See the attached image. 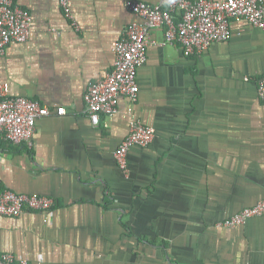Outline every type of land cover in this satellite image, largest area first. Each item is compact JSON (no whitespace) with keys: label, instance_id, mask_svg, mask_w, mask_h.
Segmentation results:
<instances>
[{"label":"crops","instance_id":"0c3cea01","mask_svg":"<svg viewBox=\"0 0 264 264\" xmlns=\"http://www.w3.org/2000/svg\"><path fill=\"white\" fill-rule=\"evenodd\" d=\"M128 1L70 0L75 27L59 0H14L31 33L0 55V79L50 113L31 149L0 132V187L56 204L0 216V253L42 264H264V216L217 226L264 199V30L233 23L228 41L197 56L165 44V26L152 30L138 101L121 97L95 125L87 87L113 68V41L144 23ZM133 117L156 134L130 149L124 171L116 153Z\"/></svg>","mask_w":264,"mask_h":264},{"label":"built area","instance_id":"2783aa9c","mask_svg":"<svg viewBox=\"0 0 264 264\" xmlns=\"http://www.w3.org/2000/svg\"><path fill=\"white\" fill-rule=\"evenodd\" d=\"M59 5L72 24L74 19L70 0H59ZM127 6L144 23L131 22L124 34L115 39L112 49L115 55L113 68L98 81L90 82L86 93V110L93 124L101 116L118 113L120 98L126 97L132 104L139 98L137 81L139 69L147 61L151 31L165 26L166 44H178L185 55L197 56L216 42L231 38L232 24L243 23L264 30V0H160L158 4L130 0ZM30 13L14 3L0 0V55L6 52L11 42H25L31 33ZM250 81L251 77H245ZM258 92L264 101V75L258 77ZM65 107H58L59 115L66 114ZM133 114V106L129 107ZM50 110L40 101L27 97H12L9 84L0 79V132L14 145L32 148L38 119L49 115ZM156 134L154 127L140 119L131 118L130 131L119 146L116 158L125 171L128 154L132 147L149 146ZM54 197L38 193H18L0 189V216L18 217L25 211L50 213L55 207ZM264 216V199L245 207L227 219L217 223L218 227L233 228L245 224L253 217ZM0 264H42L18 258L13 253H0Z\"/></svg>","mask_w":264,"mask_h":264},{"label":"trees","instance_id":"16d2710c","mask_svg":"<svg viewBox=\"0 0 264 264\" xmlns=\"http://www.w3.org/2000/svg\"><path fill=\"white\" fill-rule=\"evenodd\" d=\"M8 143L12 144V143H11V142H9V141H8ZM19 146H20V145H19ZM24 146H25V145H24ZM26 147H27V146H26ZM0 189H6V188H1V187H0Z\"/></svg>","mask_w":264,"mask_h":264}]
</instances>
